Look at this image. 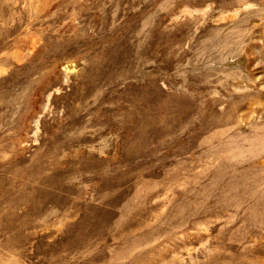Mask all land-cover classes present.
Listing matches in <instances>:
<instances>
[{
    "label": "rangeland",
    "instance_id": "rangeland-1",
    "mask_svg": "<svg viewBox=\"0 0 264 264\" xmlns=\"http://www.w3.org/2000/svg\"><path fill=\"white\" fill-rule=\"evenodd\" d=\"M0 264H264V0H0Z\"/></svg>",
    "mask_w": 264,
    "mask_h": 264
}]
</instances>
